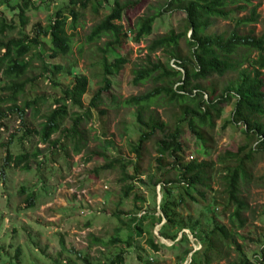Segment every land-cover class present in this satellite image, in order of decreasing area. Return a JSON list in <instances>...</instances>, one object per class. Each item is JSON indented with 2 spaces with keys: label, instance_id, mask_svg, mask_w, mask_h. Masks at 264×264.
Returning <instances> with one entry per match:
<instances>
[{
  "label": "trees",
  "instance_id": "obj_1",
  "mask_svg": "<svg viewBox=\"0 0 264 264\" xmlns=\"http://www.w3.org/2000/svg\"><path fill=\"white\" fill-rule=\"evenodd\" d=\"M259 1L254 4V0H165L156 7V12L139 17L133 26H128V31H124L120 22L132 5L131 1L66 0L55 8L45 27L38 23L28 33L29 17L26 13L36 8L35 3L32 0H0V128L5 120L16 115L20 125L11 135L9 144L16 142V139L19 144L29 142L35 136L38 137V143L45 146V149H41L36 144L32 149L17 154L8 150L5 163L13 169L35 170L41 175L55 165L63 152L69 155L67 146L72 147L74 154H80L86 147L83 124L95 114L99 119V115L106 112L99 110V106L110 93L111 77L119 74L128 63L127 57L118 52L128 33H132V39L139 42L141 38L152 34L155 22L164 12L182 10L186 17L179 31L171 29L155 37L148 46L150 55L162 50L167 60L155 61L148 55L144 62L132 70L134 84L150 81L153 85L144 94L128 97L122 102L126 107L136 108L140 134L136 141L128 144L129 152L134 157L122 156L119 151L112 156L90 151L84 161L99 157L106 159L101 170L118 169L122 176V194L129 197L134 190V179L142 174L140 161L144 149L149 141L160 135L154 142L159 169L167 167L165 160L170 159L167 163L170 170L155 182L161 184L162 202L161 214L152 216V219L157 223L163 217L166 219L160 229L163 238L174 241L177 234L181 233L180 241L189 243L183 230L190 229L200 245L198 250L192 246L182 250L179 254L180 263L189 259L188 264H221L222 260L230 259V248L234 244L240 252V263L264 264V240L253 262L247 259L237 243V238L242 237L238 231L247 223L243 214L248 210L246 199L241 195V186L242 183H249L256 158L264 154V17L257 11L264 1ZM2 6L15 12L12 19L6 17ZM88 10L95 14L102 11L103 15L92 26L86 36V43L95 45L102 38L106 40L97 46L100 87L85 107L83 97L87 93L88 77L74 73L73 66H65L61 58L72 54L78 34L76 30ZM243 12L247 14L241 16ZM219 21L229 24L214 29ZM258 24L262 26L259 32L256 30ZM42 38H48L51 42L48 51L42 47ZM182 41L185 42V54L182 52ZM83 46L84 43L80 52ZM171 60H174V65ZM63 75L72 76V81L62 85L59 79ZM228 75L232 77L223 87L213 81ZM45 82L49 83L54 93L46 95L42 92L32 98L30 92ZM233 100L234 109L226 124L241 127L243 143L236 151L219 154L216 161H198L196 158L183 162L185 145L181 137L185 128L205 152L212 143V133L223 115L224 106ZM162 103L176 109L172 126L159 119L152 109ZM43 107L45 111L40 114ZM29 110L34 117L41 116L42 121L36 127H30L25 122ZM66 121H69L68 127H65ZM55 134L58 136L53 139ZM102 135L106 136L107 133L102 131ZM130 166H133L132 174L128 171ZM216 175L219 176L220 192L225 196L222 213L229 226L213 221L210 227H206L200 219L193 223L184 219L179 207H186L189 201L198 202V196L206 200ZM25 191L22 187L19 194ZM36 198V193L32 191L27 193L21 203L23 207L32 208ZM215 203L219 205L220 202ZM120 214H123L122 210L114 213L126 228L127 238L123 240L118 229L109 243L94 238L96 242H102L100 245H135V236L142 232V220L145 218L127 213L126 221L120 218ZM174 229L176 233H168ZM149 235L150 249L157 252L166 247L151 230ZM19 255L20 251L17 250L16 264H21ZM78 258L84 264L126 262L122 252L100 263H92L88 257L80 254Z\"/></svg>",
  "mask_w": 264,
  "mask_h": 264
},
{
  "label": "rangeland",
  "instance_id": "obj_2",
  "mask_svg": "<svg viewBox=\"0 0 264 264\" xmlns=\"http://www.w3.org/2000/svg\"><path fill=\"white\" fill-rule=\"evenodd\" d=\"M36 8L27 11L29 17L28 33L32 27L40 23L45 27L49 23L52 12L66 0H32ZM104 1V0H102ZM112 3L113 0H107ZM131 1L123 16L122 22L124 31H128V26H133L139 17L156 12V7L164 3L165 0H121ZM264 1V0H262ZM15 2V0H12ZM259 0H254L258 4ZM263 3V2H262ZM6 17L10 20L15 12L4 6L1 7ZM264 17V4L258 9ZM105 12V11H104ZM246 12L241 13L242 15ZM102 11L99 14L88 10L80 20L75 37V45L72 54L61 58L65 66H73L72 71L78 75H86L89 80L86 95L83 97L84 106L87 107L90 99L100 87L99 77V52L97 46H101L106 38H102L97 44L86 43V36L94 24L102 18ZM185 13L182 10L164 12L155 22L152 34L141 38L139 42L132 39V33H128L123 41L122 47L118 50L121 56L127 57L128 63L119 72L113 75L112 86L108 96L103 98L99 110L106 111L104 114L93 116L83 124L85 149L80 154H74L71 146H67L69 155L61 154L55 165L45 170L41 175L35 171L13 169L5 163L6 153L17 154L24 150L32 149L36 144L39 148L45 149L43 144L38 143V137H31L30 141L22 144L13 142L9 144L11 135L17 131L20 125L19 117L13 115L3 122L0 128V264H16V252L20 251L19 258L21 264H84L78 258L88 257L92 263L107 261L117 253H124L125 264H188L189 259L180 263L179 254L182 250L190 246L194 250L200 249V245L195 241L190 229H185L189 243L180 241L181 233L177 234L176 240L165 239L160 235V229L166 219L163 217L160 223L154 222L152 216L161 214V184H155L157 179H162L161 175L170 170L167 167L160 168L157 161L155 138L149 141L144 149L143 157L140 161L141 175H138L133 183L134 190L129 197L122 194L121 174L118 169L101 170L106 164V159L99 157L89 162L84 161V157L90 151L104 152L112 156L120 152L122 156L134 157L129 152V142L136 141L140 134V128L136 122V108L126 107L123 100L144 94L152 88L150 81L143 84L133 83L132 70L144 62L150 55L148 46L157 36L174 29L179 31L180 25L184 22ZM229 22L219 21L214 29L223 28ZM261 24L256 25L257 32L261 31ZM43 49L48 51L51 42L48 38H42ZM84 46L80 52V47ZM182 52L185 54V42L182 41ZM152 60L166 61V54L160 50L151 53ZM112 62V58L110 59ZM174 65V60L170 61ZM231 75L223 78H216L213 81L223 87ZM72 76H60V82L66 85L72 81ZM54 93L49 83L45 82L30 92L32 98L37 94ZM235 100L224 106L223 115L217 121L215 131L212 133V143L203 152L196 139L185 128L181 137V142L185 145L183 152V162L192 159L217 160V156L225 151H236L243 143V136L240 126L232 123L226 124L230 120ZM159 119L169 126L174 123V113L176 109L162 103L160 106H153ZM76 111V109H72ZM45 107L41 108V113ZM81 113V111H80ZM34 117L31 110L27 112L25 122L30 127H36L41 121V116ZM225 125V128L223 127ZM69 126L66 121L65 127ZM102 131L107 133L102 135ZM58 134L52 136L56 138ZM117 151V152H116ZM116 152V153H115ZM48 163V161H47ZM130 174L133 173V166L128 168ZM218 174V173H217ZM219 176L212 182V190H208L207 199L202 200L198 196V202H188L184 208L179 207V211L184 219L191 223L201 220L206 227H210L213 221L224 223L229 226V222L222 213L224 195L219 184ZM25 188L24 194L20 195L19 190ZM36 193L35 206L32 208L23 207L21 203L29 192ZM241 195L246 199L248 210L243 214L247 219L246 226L238 232L242 236L237 238V243L242 247L243 252L249 261H255L257 253L262 248L264 240V154H259L252 166V177L249 183H242ZM217 199H216V198ZM122 202L119 204V201ZM215 201L220 202L216 205ZM21 207V208H19ZM123 211L120 218L128 219L127 213L136 214L142 219V232L135 236V245L127 247L124 245L102 246V242L109 243L119 231L120 237L127 238V230L121 225L116 211ZM157 212V213H156ZM215 216V218H214ZM205 227V228H206ZM157 237L160 243L166 247L159 251H153L148 246L149 231ZM168 233H176V229ZM94 238L101 241L96 242ZM127 247V248H126ZM240 252L234 244L230 248V259H224L221 264H242L240 263ZM190 256V255H189ZM235 259V260H234ZM234 260V261H233Z\"/></svg>",
  "mask_w": 264,
  "mask_h": 264
}]
</instances>
